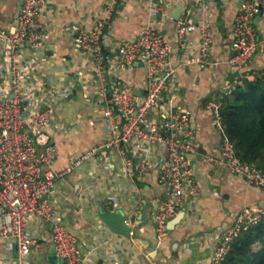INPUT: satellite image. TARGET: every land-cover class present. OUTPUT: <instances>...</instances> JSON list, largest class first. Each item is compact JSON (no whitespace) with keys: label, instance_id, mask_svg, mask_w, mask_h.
<instances>
[{"label":"built area","instance_id":"1","mask_svg":"<svg viewBox=\"0 0 264 264\" xmlns=\"http://www.w3.org/2000/svg\"><path fill=\"white\" fill-rule=\"evenodd\" d=\"M136 1L146 2L152 18L134 35L116 43V66L110 89L99 86L98 99L108 102L100 111L107 133L59 169L53 167L58 147L48 132L55 115L54 101L51 97L43 100L35 87L27 83L34 61L45 49L55 47L47 44L42 21L47 0H19L12 24L7 28L0 24L4 58V71L0 72V239L15 252L12 257H1L0 264H36L29 257L32 248L39 245L40 236L34 230L36 223L48 228L54 252L62 258V264H80L85 259L87 251L81 247L80 234L68 225L53 205L50 193L58 179L88 160L107 168L109 159L114 156L122 166L118 167L122 173L142 178L153 166L158 167L160 193L156 198L153 222L160 239L166 236L169 220L185 201L193 203L200 198V182L190 160V155L199 148L194 115L178 105L174 96L168 97L177 70L171 61L176 44L158 26L156 19L157 16L172 17L166 9L168 3L163 0ZM127 2L105 0L90 26L79 22L64 25V30L72 33V48L93 56L96 75L102 81L108 72L104 65L103 41L114 27L119 7ZM261 8H264V0H242L231 22L228 41L231 54L226 64L234 71L247 68L255 53L264 51V33L260 36L253 23ZM178 19L174 38L179 44H186L190 32H199L197 52L186 58L185 64L202 68L219 66L220 60L212 56L211 23L205 20L196 24L192 18ZM28 52L32 56H28ZM138 62L144 69L140 94L136 92L135 81L124 77V72H131ZM259 75L264 77V72ZM239 83L238 77H234L232 82L222 86V94H229ZM221 105L214 96L206 102L213 124L223 134L217 153H207L206 160L214 166H222L250 186L264 189V167L237 155L234 143L225 132ZM159 147L163 154L153 164L148 153ZM113 149L115 152L106 154L107 150ZM134 156L139 157L136 163H132ZM74 187L80 191L78 199L84 198L85 189L77 184ZM104 200L114 208L120 207L121 200L116 193L107 194ZM132 200L136 211L138 203L134 198ZM187 207L190 208V204ZM263 218L264 201L239 207L228 225L212 233L209 264H221L240 233ZM95 224L92 234L97 246L107 245L106 264H124L119 256L122 249L119 237L125 234L112 229L103 218Z\"/></svg>","mask_w":264,"mask_h":264},{"label":"crops","instance_id":"2","mask_svg":"<svg viewBox=\"0 0 264 264\" xmlns=\"http://www.w3.org/2000/svg\"><path fill=\"white\" fill-rule=\"evenodd\" d=\"M104 1L47 0L42 11L46 42L55 47L45 49L34 61L27 83L35 87L36 93L43 100L51 97L54 101L55 115L48 126V132L58 147V156L53 163L57 169L64 167L71 158L106 135V124L100 111L108 102L98 99L99 86L110 89L116 66V43L134 35L152 18L146 2L128 0L127 4L119 7L114 27L106 33L103 41L104 65L108 72L105 81H102L96 75L93 56L72 48V33L64 30V25L79 22L90 26ZM163 1L168 3L166 9L170 16L176 5L182 2L181 18H192L196 24L205 20L211 23L214 36L212 56L221 62L217 67L203 68L196 64H185L186 58L197 52L199 32H190L186 44H179L174 38L179 19L156 17L158 26L176 44L171 61L177 70L168 97L174 96L178 105L189 109L196 122L199 148L190 155V160L200 182L201 196L193 203L185 201L172 219L181 214L180 218L173 227L168 226L166 236L160 239L153 222L156 198L160 193L158 167L153 166L148 175L142 178L122 173L123 170L118 169L122 166L114 156L109 159L107 168L98 167L92 160L82 163L73 172L58 179L50 193L53 205L63 214L68 225L81 236L80 244L87 255L80 264H106L108 261L107 245L99 248L92 234L96 229L95 223L102 219V209L106 212L121 210L126 222L131 225L132 232L129 235L119 234L122 242L119 256L124 264H209L212 233L228 225L234 212L242 205L264 201L263 188L250 186L222 166H214L206 160L207 153H217L223 138L221 130L213 124L212 115L206 107L207 100L214 96L222 102L226 95L221 92L222 86L232 82L236 76L239 84L255 77L264 80L259 75L264 72V51H257L249 66L243 70L234 71L226 64L231 54L228 45L231 22L242 0ZM18 4L19 0H0L1 26L7 28L12 24ZM262 11L260 19L256 23L253 20L260 36L264 33V8ZM2 48L0 40V72L4 71ZM124 77H131L135 81L136 92L140 94L144 80L141 63H136L131 72H124ZM112 152L115 150H107L106 154ZM162 154L163 149L159 147L150 151L148 156L154 164ZM138 158L132 157V163H136ZM75 184L85 189L81 200L78 199L80 191L75 189ZM114 193L121 200L119 208H114L104 200L107 194ZM133 198L138 203L136 211ZM187 204H190V208ZM34 230L40 240L39 245L29 252L30 259L36 264H62L61 261L51 262L48 259L49 254H55L48 228L36 223ZM106 237L109 238L107 234ZM14 254V250H9L0 239V258L12 257Z\"/></svg>","mask_w":264,"mask_h":264},{"label":"trees","instance_id":"3","mask_svg":"<svg viewBox=\"0 0 264 264\" xmlns=\"http://www.w3.org/2000/svg\"><path fill=\"white\" fill-rule=\"evenodd\" d=\"M221 116L237 155L264 167V80L236 85L222 98ZM221 264H264V218L240 233Z\"/></svg>","mask_w":264,"mask_h":264},{"label":"water","instance_id":"4","mask_svg":"<svg viewBox=\"0 0 264 264\" xmlns=\"http://www.w3.org/2000/svg\"><path fill=\"white\" fill-rule=\"evenodd\" d=\"M263 9L261 8L258 13L255 15L254 17V22L256 23L259 19L260 16L262 15V11ZM182 11V2H179L172 14V18L173 19H178L180 17ZM101 214H102V218L103 220L114 230L125 234V235H129L130 234V229H131V225L128 224L125 221V214L124 212H122L121 210L116 211V212H106L105 209L101 210ZM181 214H179L178 216H176L174 219L170 220L168 222V226L169 227H173L174 224L176 223V221L180 218ZM48 259L51 262H56V261H63L62 258H57V256L52 253L48 255Z\"/></svg>","mask_w":264,"mask_h":264},{"label":"rangeland","instance_id":"5","mask_svg":"<svg viewBox=\"0 0 264 264\" xmlns=\"http://www.w3.org/2000/svg\"><path fill=\"white\" fill-rule=\"evenodd\" d=\"M255 163H257V162H255ZM258 164V163H257Z\"/></svg>","mask_w":264,"mask_h":264}]
</instances>
